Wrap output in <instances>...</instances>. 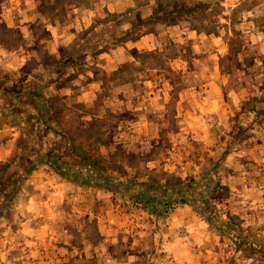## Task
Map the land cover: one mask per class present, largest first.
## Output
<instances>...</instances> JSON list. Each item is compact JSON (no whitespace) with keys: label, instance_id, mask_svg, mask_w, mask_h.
<instances>
[{"label":"rangeland","instance_id":"374dc122","mask_svg":"<svg viewBox=\"0 0 264 264\" xmlns=\"http://www.w3.org/2000/svg\"><path fill=\"white\" fill-rule=\"evenodd\" d=\"M173 1L199 8L145 24L155 0H0V116L17 128L0 264H264V0ZM90 81L92 103L57 95ZM83 158L167 173L189 203L147 211Z\"/></svg>","mask_w":264,"mask_h":264},{"label":"trees","instance_id":"16d2710c","mask_svg":"<svg viewBox=\"0 0 264 264\" xmlns=\"http://www.w3.org/2000/svg\"><path fill=\"white\" fill-rule=\"evenodd\" d=\"M155 3V14L153 18L145 22V24L157 21L161 16H163L166 20H172L182 17L184 12L188 16L196 15V10L199 8H191L186 12L185 8L181 7L179 3L174 2L173 0H155ZM31 95L35 98L40 96L35 92H31ZM72 146L75 147L74 144ZM83 160L85 161V165L88 166L91 172H93L92 176L95 175L94 182L98 183L104 180V184L102 185L107 187L109 191H126L127 193H130V196L135 201V203L142 205V208L147 211L156 213L159 211L166 212L172 206L189 203V200L185 196L186 192L183 193V191L187 189L188 186L170 178L167 173L162 172V174H155V176L146 178L145 182H139L135 180H128L123 178V176L122 178L120 176L114 177L113 175L104 172L103 168L99 167L100 163L98 160L94 161L93 163L90 162V159L83 158ZM59 164L60 162L57 160L55 166ZM63 165L65 166V164ZM119 167L124 168L125 164L120 162ZM119 167L116 169H119ZM71 168V165L67 164L64 168H62V170L66 171V174L61 175H67L68 178L73 177L74 179H81L83 181L86 179L82 174H78L79 172H73L72 175L74 176H69ZM58 170L60 169L58 168ZM151 174H154V171L151 172ZM120 175H122V172ZM92 176H89V178ZM161 177L164 178L165 181H162Z\"/></svg>","mask_w":264,"mask_h":264},{"label":"crops","instance_id":"0c3cea01","mask_svg":"<svg viewBox=\"0 0 264 264\" xmlns=\"http://www.w3.org/2000/svg\"><path fill=\"white\" fill-rule=\"evenodd\" d=\"M50 53L54 55L58 54L55 51H50ZM105 59L108 63H105V67L110 66L112 60L108 55H106ZM96 67H99V65H96ZM85 79H87L86 76L78 75L75 81H85ZM95 83L96 81L87 82V87H84V85L81 86V91H79L75 96H72L69 92H67V89L64 91L60 90L57 95L63 97L64 104L69 107L83 105L85 103H92L94 101V93H90L89 89H91L92 87L96 88ZM16 130L17 128L14 124L8 123L6 119L0 116V162L2 161V157H4V155H8L9 151L4 148L10 147L11 143L13 142V137H15L17 134Z\"/></svg>","mask_w":264,"mask_h":264}]
</instances>
